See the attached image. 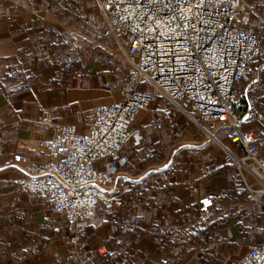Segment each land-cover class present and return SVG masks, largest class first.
I'll list each match as a JSON object with an SVG mask.
<instances>
[{"label": "crops", "instance_id": "obj_1", "mask_svg": "<svg viewBox=\"0 0 264 264\" xmlns=\"http://www.w3.org/2000/svg\"><path fill=\"white\" fill-rule=\"evenodd\" d=\"M259 9L264 16L262 3ZM88 19L99 21L93 0H0V264H79L68 260L72 250L65 218L42 199L16 190L23 174L13 156L46 162L39 143L52 138L58 125L73 124L84 132L94 109L124 99L114 72L121 52L112 39L84 35ZM251 20L257 24L254 16ZM74 35L81 46L92 41L98 46L87 61L65 68L60 60L68 49L55 39ZM236 91L243 104V130L261 138L264 49ZM170 106L155 92L154 104L137 116L133 131L143 140L123 149L125 163L118 164L107 189L118 206L112 214L99 209L84 233L88 264H234L244 255L237 243L260 223L261 211L246 200L226 198L236 171L225 163L224 150L191 120L178 116L172 124L165 120L161 129L154 127ZM224 145L236 151L228 139ZM146 180L148 201L133 205ZM204 196L215 200L212 222L231 220L199 239L195 226ZM136 216L141 218L136 229L119 228ZM250 244L244 243L246 251Z\"/></svg>", "mask_w": 264, "mask_h": 264}, {"label": "built area", "instance_id": "obj_2", "mask_svg": "<svg viewBox=\"0 0 264 264\" xmlns=\"http://www.w3.org/2000/svg\"><path fill=\"white\" fill-rule=\"evenodd\" d=\"M93 1L99 21L86 20L83 34L113 40L126 63L127 94L122 101L94 109L84 132L73 124L58 125L52 138L39 143L46 162L13 156V165L23 174L16 190L42 199L65 218L72 250L68 260L90 262L85 230L96 221L99 209L115 212L118 203L107 189L118 164L125 163L123 149L143 140L133 125L139 113L154 104L155 92L171 106L154 127L161 129L165 120L172 124L178 116L191 120L224 150L225 163L234 167L253 206L264 212V134L260 138L243 130V104L236 91L263 55L264 16L259 5L264 6V0H252L246 11L245 0ZM252 16L256 25L251 24ZM55 42L68 49L60 60L65 68L87 61L98 46L96 41L81 46L78 35ZM226 139L236 151L224 145ZM148 188L149 181L141 182L133 205L148 201ZM214 207L212 197L199 199L197 235L212 222ZM140 221L138 216L126 219L119 228L136 229ZM234 264H264V237L250 244Z\"/></svg>", "mask_w": 264, "mask_h": 264}, {"label": "rangeland", "instance_id": "obj_3", "mask_svg": "<svg viewBox=\"0 0 264 264\" xmlns=\"http://www.w3.org/2000/svg\"><path fill=\"white\" fill-rule=\"evenodd\" d=\"M252 0H245L244 5L242 6V10L246 11L247 10V4L249 2H251ZM255 21L251 20V24H254ZM254 28V27H253ZM99 40V39H97ZM122 55V54H121ZM121 55L118 56L117 58V62H116V66H114L115 70L114 72L117 75V80H118V89H117V93L120 94L121 91L122 93H124L123 95H126L128 92V88L126 86L127 84V79H126V63L125 60L123 59V57H121ZM121 57V58H120ZM125 97V96H124ZM248 201V202H247ZM246 203L250 205L252 204V202L250 201V198H246ZM253 207V206H252ZM262 214L263 216V220L261 223H259L255 229H252V231L249 233V231L243 232V238H246V240H239L237 243V249L238 252H242L245 254L246 253V249L244 248V243H255L257 241H261V239L264 237V212L261 211L260 215Z\"/></svg>", "mask_w": 264, "mask_h": 264}, {"label": "trees", "instance_id": "obj_4", "mask_svg": "<svg viewBox=\"0 0 264 264\" xmlns=\"http://www.w3.org/2000/svg\"><path fill=\"white\" fill-rule=\"evenodd\" d=\"M231 203H237L245 201L247 195L245 194V187L243 182L236 176H233L231 180V186L227 197ZM230 218L225 219L224 221H215L210 223L206 229L201 232L200 235H197L199 239H205L206 237H210V235L218 230L226 228L230 222ZM263 220L262 214L259 217V222L261 223Z\"/></svg>", "mask_w": 264, "mask_h": 264}, {"label": "bare ground", "instance_id": "obj_5", "mask_svg": "<svg viewBox=\"0 0 264 264\" xmlns=\"http://www.w3.org/2000/svg\"><path fill=\"white\" fill-rule=\"evenodd\" d=\"M244 5V4H243Z\"/></svg>", "mask_w": 264, "mask_h": 264}]
</instances>
